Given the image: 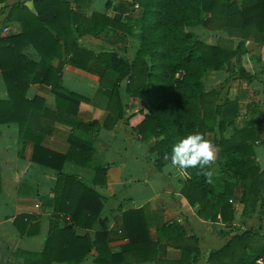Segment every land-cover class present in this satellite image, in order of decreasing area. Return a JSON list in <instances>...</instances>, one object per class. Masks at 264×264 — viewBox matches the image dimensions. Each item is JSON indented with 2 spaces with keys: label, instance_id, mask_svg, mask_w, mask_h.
<instances>
[{
  "label": "crops",
  "instance_id": "crops-1",
  "mask_svg": "<svg viewBox=\"0 0 264 264\" xmlns=\"http://www.w3.org/2000/svg\"><path fill=\"white\" fill-rule=\"evenodd\" d=\"M67 1L71 2V9L77 11L74 0ZM131 1L91 0L88 4L87 0H80L75 29L85 28L84 20L89 21L93 14L105 16L113 22L139 19L143 10L133 6ZM36 12L34 0H2L0 39L20 35L21 21ZM63 24L70 25L66 17ZM31 26L33 28L36 24ZM54 27L61 30L56 24ZM189 31L207 46H217L229 38L224 31L206 29L201 23ZM63 34L71 40L65 29ZM232 41L238 55L226 61L222 68L210 69L202 82L207 92L217 94L219 104L226 99L237 102V115L225 123L223 131L214 126L215 130L205 136L217 149V160L211 168V184L220 185L226 179L232 182L233 193L229 201L235 208L233 220L222 221L219 215L214 220L202 218L198 214L199 203L190 205L180 191L189 178L188 174L185 171L166 173L167 162L158 168L154 154L149 152L155 139L140 140L137 130L130 128L124 118H116L108 109L113 73L107 77L106 68L99 62H90L88 71L66 63L60 77L61 87L86 101L78 105L71 102L65 109H58L55 100L35 82L28 87L25 98L30 101L40 94L46 105L29 111L23 133L20 134L16 122L0 123V264H24L29 259L26 253L41 252L49 232L54 227L63 226L59 221L61 217H54V199L60 183L58 171L32 160L37 144L66 155L62 172L75 174L81 182L107 197L93 230L79 228L76 234L90 235L95 230H106L110 252L126 253L125 264H206L208 252L222 247L232 234L248 230L264 236V69H260L264 63V44L252 39L232 38ZM139 43L136 28L126 35L110 27H105L96 36L84 34L78 41L79 49L83 51L95 55L115 52L117 58L127 61L133 59ZM242 53L255 57L251 62L254 77L250 80L240 77L245 68L239 57ZM21 55L25 60L37 63L40 71L46 70L40 54L30 44L22 49ZM60 63L59 59L53 60L50 66L57 69ZM2 76L0 71V102L8 99ZM126 84L127 79H124L120 87L125 89ZM121 98L124 109L133 104L126 96ZM79 122H91L93 127L83 130L77 127ZM247 126H253L257 133L255 139L248 142H251L260 174L255 181L257 199L252 200L249 196L243 203L247 168L242 167L241 173L237 174L227 168L229 160L221 140L229 139L237 130ZM69 136L85 142L90 149H79L70 143ZM86 158L88 164L84 162ZM100 164L106 167L105 181L93 184L94 168ZM133 208L142 210L148 228L147 239L155 245L148 254L129 253L131 245L122 215ZM64 220L69 222L67 217ZM165 224H173L179 230L170 231ZM191 236L198 238L199 249L184 260L180 246L191 244ZM261 240L255 238L256 243ZM95 262L96 254L91 250L82 262L71 264ZM51 264L68 263L53 261Z\"/></svg>",
  "mask_w": 264,
  "mask_h": 264
},
{
  "label": "trees",
  "instance_id": "trees-1",
  "mask_svg": "<svg viewBox=\"0 0 264 264\" xmlns=\"http://www.w3.org/2000/svg\"><path fill=\"white\" fill-rule=\"evenodd\" d=\"M87 1L89 4L91 0ZM74 3L78 11L80 0H74ZM70 4L67 0H34L37 12L28 14L25 21H21L22 33L0 39V71L8 92V99L0 102V123L16 122L20 134L23 133L29 111L46 105L40 94L30 101L25 98L28 87L35 82L55 100L58 109H65L71 102L78 105L86 101L64 90L60 77L66 63L88 71V64L92 61L103 64L107 77L114 74L110 82L112 94L108 109L116 118H124L130 128L137 130L140 140L155 139L149 152L154 154L158 168L167 162L164 157L170 154L172 146L186 135L199 132L206 136L215 130L214 126L223 131L225 123L235 118L237 102L226 99L219 104L217 94L207 92L202 79L210 69L222 68L226 61L238 55L232 38L252 39L264 44V0H132L133 6L143 10L139 19L113 22L105 16L93 14L89 21L84 20L85 28L76 29L78 15ZM64 17L69 20V26L63 24ZM34 23L37 27L32 28ZM199 23L209 30L224 31L229 38L217 46H207L189 31ZM105 27L126 35L133 28L138 30L140 43L131 61L117 58L115 52L95 55L79 49L78 41L84 34L96 36ZM64 29L66 35H71V40L63 34ZM28 44L40 54L47 66L45 71H40L37 63L22 57V49ZM239 57L245 65L240 77L250 80L254 77L251 62L255 57L246 53ZM58 59L61 60L59 67L52 68L51 62ZM124 79L127 84L122 89L120 83ZM122 96L133 102L127 109H124ZM77 127L91 130L93 123L79 122ZM256 134L253 126H247L237 130L229 139L221 140L229 160L227 168L236 174L241 173L242 167L247 168L243 203L249 196L252 200L258 196L255 181L260 170L251 142H248L254 140ZM69 139L81 150L90 149L85 142L70 136ZM65 158L66 155L40 144L34 147L32 160L58 171L60 183L54 199V217H61L59 221L63 226L54 227L49 232L41 252L26 253L29 259L24 264L79 263L91 250L95 251L96 264H125L126 253L110 252L106 230H95L91 236L76 234L79 228L93 230L107 197L81 182L75 174L62 172ZM88 161L86 158L84 162L88 164ZM94 170L93 184L104 182L106 167L100 164ZM186 173L189 178L180 191L190 205L199 203L198 214L202 218L214 220L219 215L222 221L234 219L235 208L229 201L233 193L231 181L226 179L220 185L211 184L198 174L197 169H188ZM65 217L69 222L64 220ZM122 220L131 245L129 253L148 254L154 244L147 239L148 228L142 210L133 208L122 215ZM164 227L170 231L179 230L173 224ZM256 237H260L261 242L256 243ZM190 240L191 244L180 246L184 260L199 249L198 238L191 236ZM52 253L56 255L52 256ZM206 264H264V236L248 230L232 234L222 247L208 252Z\"/></svg>",
  "mask_w": 264,
  "mask_h": 264
},
{
  "label": "clouds",
  "instance_id": "clouds-1",
  "mask_svg": "<svg viewBox=\"0 0 264 264\" xmlns=\"http://www.w3.org/2000/svg\"><path fill=\"white\" fill-rule=\"evenodd\" d=\"M167 161L164 171L175 173L197 169L208 183H211L212 166L217 160V149L212 141L205 138L202 133L195 132L186 135L172 146L169 155L164 157Z\"/></svg>",
  "mask_w": 264,
  "mask_h": 264
},
{
  "label": "built area",
  "instance_id": "built-area-1",
  "mask_svg": "<svg viewBox=\"0 0 264 264\" xmlns=\"http://www.w3.org/2000/svg\"><path fill=\"white\" fill-rule=\"evenodd\" d=\"M263 67H264V63H262V66H261V68H260V69H263Z\"/></svg>",
  "mask_w": 264,
  "mask_h": 264
},
{
  "label": "rangeland",
  "instance_id": "rangeland-1",
  "mask_svg": "<svg viewBox=\"0 0 264 264\" xmlns=\"http://www.w3.org/2000/svg\"><path fill=\"white\" fill-rule=\"evenodd\" d=\"M151 139V138H150ZM155 142V141H154ZM153 144V143H152Z\"/></svg>",
  "mask_w": 264,
  "mask_h": 264
}]
</instances>
